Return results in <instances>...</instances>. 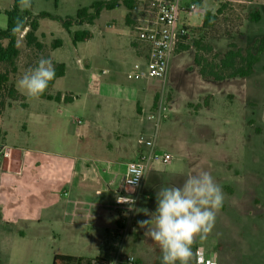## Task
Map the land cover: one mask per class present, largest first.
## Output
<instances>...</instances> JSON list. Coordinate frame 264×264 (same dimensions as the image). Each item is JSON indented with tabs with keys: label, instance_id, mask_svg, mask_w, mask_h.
Instances as JSON below:
<instances>
[{
	"label": "rangeland",
	"instance_id": "obj_1",
	"mask_svg": "<svg viewBox=\"0 0 264 264\" xmlns=\"http://www.w3.org/2000/svg\"><path fill=\"white\" fill-rule=\"evenodd\" d=\"M93 1L96 0H58L54 4V0H19V8L29 10L32 17L41 12L66 17L74 16L79 8L87 7ZM157 2L135 0L132 11L120 5L114 10L102 11L92 25L71 28V31L80 29L92 33L88 42L73 45L71 36L58 23L44 18L37 20L36 37L42 45L40 50L26 45L25 32L18 35L15 72L9 73L7 84V88L16 91L17 98H5V106L0 110V145H11L27 152L30 148L39 149L40 154L50 146L59 151V146L64 143V131L76 127L71 119L81 118L80 112L69 107L68 114L60 116L62 125L59 117H55L58 120L40 126L32 135L29 132V114L43 109V106H50L51 111L52 103L27 96L19 89L17 80L27 69L35 67L41 58L51 60L52 64L55 60L67 64L65 77L56 82L53 90L73 88L74 92L82 93L79 76L109 78L114 74L111 67L92 57L99 50L101 35L108 48L106 53H112L115 47L116 52L124 53L125 48L132 47L137 19L148 17ZM12 5L13 0H0V29H5L4 12ZM197 6L194 13L180 15L187 26L179 45L187 49L174 51L163 79H144L151 81L154 97L144 112H139L136 117L138 128L135 138L139 155L135 161L145 163L140 185L160 190L180 186L187 176L201 170L209 172L221 187L224 202L212 231L203 240L199 237L194 239L191 247L195 249L189 264H195L197 245H203L207 250L203 249L204 252L210 254L217 264H264V53L253 73L245 79L214 81L200 74L202 65H217L231 44L244 52L264 36V0H203ZM205 11L215 16L211 26L206 28L202 27ZM254 12L260 16L258 22L250 20V14ZM56 40L61 41L60 48H54ZM135 54L134 65L125 67L126 78L137 70L136 66L144 55L138 50ZM4 68L2 66L1 70ZM64 97L70 96L65 94ZM124 116L128 118L129 112ZM2 154L0 151V156ZM163 154L168 157L167 163L160 160ZM110 156L112 158L113 154ZM37 158L43 163L50 160L42 155ZM61 160L54 156L50 161L52 166L36 169L41 174L48 172L50 177H65L67 174L70 177V166H64ZM30 161L29 157L26 166ZM131 161L134 159H120L119 165L112 168V173L119 175L115 182L118 187L123 186L121 176ZM102 172L103 176L108 175ZM15 182L21 197L17 210L20 221L15 226L10 223L11 229L7 232L21 226L27 237L14 238L10 242L11 248L4 260L6 264H29V261L30 264H51L56 254L91 255L92 247L79 237L29 240V215L37 213L33 205L29 207V194L33 193L26 182ZM156 193L150 195L149 203L142 202L149 212L155 210ZM40 212L43 213L39 209L37 214L41 215ZM140 215L150 218L144 213ZM116 217L117 220L122 218L119 214ZM161 255L156 257V264H161ZM127 258L136 260L133 256ZM119 259V256L105 258L108 264H118ZM151 259V255L146 258L148 264Z\"/></svg>",
	"mask_w": 264,
	"mask_h": 264
},
{
	"label": "crops",
	"instance_id": "obj_2",
	"mask_svg": "<svg viewBox=\"0 0 264 264\" xmlns=\"http://www.w3.org/2000/svg\"><path fill=\"white\" fill-rule=\"evenodd\" d=\"M92 36L91 33V39ZM131 46L125 48L122 54L116 52V47L112 53H106L108 48L101 35L100 47L92 55L93 60L105 62L114 74L109 78L79 76L83 85L82 93L74 92L73 88L63 91L52 89L58 80L65 77L68 69L65 62L55 60V64L64 65V75L54 81L48 94L60 95V101L44 100L52 103L51 111L50 106L31 111L29 132L34 135L40 126L55 120V117H59L62 125L60 116L68 114L67 108H76L81 118L71 119L76 127L64 131V143L59 146V151L54 149L55 146H50L49 150L40 154L39 149L30 148L27 152L11 145H0V151L6 154L0 156V264H6L4 260L11 248L10 242L14 238L27 237L21 226H16V230L11 233L7 232L10 223L18 225L20 221L17 210L21 197L14 181L26 182L33 193L29 194V207L33 205L37 213L39 209L43 212H40L41 215H29V240H56L74 236L90 244L91 255L70 256L102 259L133 256L138 263L148 264L146 258L151 255L150 263H158L156 257L161 253L159 245L144 235L146 229H140L137 225L138 220L150 218L140 215L143 212L127 211L128 205L117 203L116 197L132 196L137 209H147L142 206V202L149 203L150 195L159 190L144 185L136 189L118 187L115 182L119 175L112 173V168L119 165L120 159H137L139 145L135 138L138 128L136 117L139 112H144L154 97L150 89L151 81L126 78L125 67L134 65L135 50L140 51L135 38ZM65 94L70 96L66 102L63 101ZM126 112L130 114L128 118L124 116ZM68 121L70 123V118ZM39 155L50 160L43 163L37 158ZM54 156L62 158L64 166H70V177L67 173L65 177H50L48 172L41 174L37 171L40 166H52L50 161ZM29 157L31 161L26 166ZM102 171L108 175L103 176ZM117 214L121 215L120 220H117ZM202 246L197 245L196 250L202 248L207 251ZM194 249L192 247V253Z\"/></svg>",
	"mask_w": 264,
	"mask_h": 264
},
{
	"label": "clouds",
	"instance_id": "obj_3",
	"mask_svg": "<svg viewBox=\"0 0 264 264\" xmlns=\"http://www.w3.org/2000/svg\"><path fill=\"white\" fill-rule=\"evenodd\" d=\"M55 75L51 60L41 58L35 67L23 73L17 85L27 96L39 98ZM116 202L127 204L129 212H143L150 217L138 220L137 225L146 229L144 235L159 245L161 264H189L194 239H205L214 228L224 193L212 175L201 170L187 176L180 186L157 191L153 212L137 209L132 196L117 195Z\"/></svg>",
	"mask_w": 264,
	"mask_h": 264
},
{
	"label": "trees",
	"instance_id": "obj_4",
	"mask_svg": "<svg viewBox=\"0 0 264 264\" xmlns=\"http://www.w3.org/2000/svg\"><path fill=\"white\" fill-rule=\"evenodd\" d=\"M58 0H54V4ZM135 0H96L87 7L79 8L74 16L58 17L49 13L41 12L35 17H32L29 10H21L19 8V0H13V5L10 10L4 12L6 17L5 29H0V110L4 108V99H16L17 94L13 88H7L9 82V73L15 72V60L18 57V49L16 47L17 36L24 33V40L28 47H33L36 50L42 48L41 43L37 40L36 31L38 29V19L44 18L58 23L63 30L70 36L72 44L79 42H88L91 39V33L87 30H74L73 27H81L83 25H92L104 10L111 11L124 6L128 11L134 8ZM258 12L250 14V20L253 22L259 21ZM215 16L210 11H205L202 16V27H210ZM61 41L54 42V48L60 47ZM177 50H185L187 47L178 45ZM264 53V36L256 40L247 47L244 52L236 48L234 44L229 46L223 57L215 66H201L200 74L203 78L212 79L214 81H222L230 78L245 79L253 73L254 66L260 61L261 55ZM55 67V79L50 82L47 90L39 97L49 101L59 102L60 95L50 96L48 90L53 85L57 78L64 75L63 64H53ZM5 67L4 71L1 67ZM208 70V71H206ZM66 102L67 98H63ZM127 257L121 256L118 264H127ZM51 264H108L105 259L94 257H75L70 255L56 254L52 258ZM133 264H140L134 261Z\"/></svg>",
	"mask_w": 264,
	"mask_h": 264
},
{
	"label": "built area",
	"instance_id": "obj_5",
	"mask_svg": "<svg viewBox=\"0 0 264 264\" xmlns=\"http://www.w3.org/2000/svg\"><path fill=\"white\" fill-rule=\"evenodd\" d=\"M200 1L203 0H158L155 10L150 12L148 17L137 19L133 31L135 41L144 55L143 62L136 66L137 70L127 75L129 79L160 80L165 77L169 61L186 33L187 23L180 19V15L194 13ZM3 155L6 154L3 153ZM160 160L167 163V155H161ZM144 171L145 163L139 160L129 162L122 179L123 186L138 187L143 179ZM133 262L132 258H127V264H133ZM195 264L217 263L210 254L198 248L195 251Z\"/></svg>",
	"mask_w": 264,
	"mask_h": 264
}]
</instances>
